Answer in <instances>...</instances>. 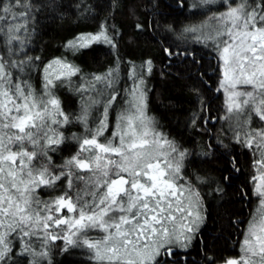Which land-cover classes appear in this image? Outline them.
<instances>
[{"label": "snow or ice", "instance_id": "6c2138e0", "mask_svg": "<svg viewBox=\"0 0 264 264\" xmlns=\"http://www.w3.org/2000/svg\"><path fill=\"white\" fill-rule=\"evenodd\" d=\"M45 6L43 0H0V264H52L57 241L61 252L83 250L88 264H164L197 238L204 198L192 183L197 178L184 171L188 152L146 116L144 76L152 62L139 72L132 67L123 108L119 77L109 71L76 85L79 112L66 113L58 91L72 87L80 69L62 58L40 67L39 57L29 55ZM195 7L210 15L184 31L211 45L221 73L215 91L226 95L233 140L258 155L253 194L260 207L244 232L241 255L225 264H264V0H198ZM93 43L115 47L103 25L67 47L76 52ZM37 71L39 91L31 83ZM73 125L80 134L66 136L63 130ZM73 142L77 150L61 156Z\"/></svg>", "mask_w": 264, "mask_h": 264}, {"label": "trees", "instance_id": "16d2710c", "mask_svg": "<svg viewBox=\"0 0 264 264\" xmlns=\"http://www.w3.org/2000/svg\"><path fill=\"white\" fill-rule=\"evenodd\" d=\"M43 2L46 6L37 19L29 52L31 57H39L37 63L40 67L55 57H69L80 69L77 76L87 75L88 78L100 75L112 67L118 71L122 86L129 79L131 67L145 64L146 60L152 62V71L148 74L147 102L158 121V129L188 152L185 172L191 177L207 179V184H197L196 187L207 197L209 220L206 229L213 234L207 237L204 254L198 246L194 245L193 249L198 251L196 254L202 261L205 256L207 261L220 259L229 252H226V238L232 235L233 255L237 258L242 228L238 219L252 207L245 206L243 192L248 191L246 174L255 173L252 156L241 149L240 144L231 143L228 123L211 125L209 122L207 127L202 123L208 114L210 120L218 118L224 109L223 95L215 91L218 87L215 59L208 57L209 46L181 35L185 28L201 23L207 16V10L197 7L195 12L188 11V5L193 3L195 6L198 0H181L183 7L178 6L177 0H53L51 6H48V0ZM85 4L88 9L82 10ZM102 25L114 38L115 47L93 43L80 49L78 57L68 54L71 50L67 45L74 37L98 31ZM166 47L174 48L177 53L187 50L191 55L178 54L171 59L165 54ZM31 83L36 90L40 89L42 77L39 71L34 73ZM62 103L66 113L75 114L80 106V97L76 94ZM63 131L66 136L70 132L80 134V127L73 125L70 131ZM214 143L223 152L231 144L235 152L216 154L217 157L213 158L209 154V144ZM76 150L73 142L60 155L67 157ZM230 156L234 157L236 168L241 171L233 186L226 182L228 174H236L231 167ZM218 188L222 191H216ZM41 198L48 197L41 193ZM229 198L230 203L220 204L221 200ZM229 219L234 221L232 228H229ZM51 259L52 264H81L72 254L62 253L54 247Z\"/></svg>", "mask_w": 264, "mask_h": 264}, {"label": "flooded vegetation", "instance_id": "af4514ba", "mask_svg": "<svg viewBox=\"0 0 264 264\" xmlns=\"http://www.w3.org/2000/svg\"><path fill=\"white\" fill-rule=\"evenodd\" d=\"M181 7H183V5L181 4ZM195 9L197 10V7H195L194 5L192 6V5H188V11L189 12H195ZM185 30V29H184ZM183 36H184V38L185 37H187V32H185V31H183ZM192 37V36H191ZM190 37V38H191ZM193 41H194V39L193 38H191ZM180 40V39H179ZM196 42V41H195ZM184 56V55H183ZM173 57V56H172ZM172 57H169V58H171L172 59ZM208 57L209 58H213V59H215V63H214V67H215V69L217 70V72H218V62H217V60H216V58H215V55L213 54V52L212 51H210V52H208ZM148 59V58H147ZM146 61H148V60H146ZM206 120H208V121H210V124L211 125H215L216 123H219V125H220V118L218 117H213V118H211V120H210V118H209V114L207 115V118H206ZM205 126L207 127V124L205 123ZM213 130V129H212ZM212 130H211V132H212ZM230 133H229V136H230V138H231V143H235V141L233 140V134H232V132L231 131H229ZM238 145V144H237ZM217 145L214 143V144H209V149H210V151H209V154H210V156H212L213 158L216 156L217 157V155L216 154H225L226 152L227 153H229V154H231L233 151H234V149H233V147H232V145L230 144V145H228V148H227V150L225 151V152H223L222 150H220V149H218L217 147H216ZM239 146V145H238ZM218 147L219 148H221V147H223V146H221V145H218ZM240 148L241 149H244V150H247L250 154H251V156H252V164L253 163H255V160L257 159V156H255V155H253V152L251 151V150H249V149H247V148H244L242 145H240ZM235 152V151H234ZM229 159L231 160V167H232V169L236 172V174L234 175H231V174H228L226 177H227V179H226V182H227V184L229 185V186H233L234 184H235V180L234 179H237V178H239L240 177V174H241V171H239V170H237V168H236V162H235V160H234V157L233 156H230L229 157ZM233 164H234V166H233ZM184 171H185V169H184ZM253 177H255V175L254 174H246V184H247V187H248V191H246V190H243V192H244V197H245V199H246V204H245V206L247 205V206H252V207H250V209L248 210V212L247 213H245V214H243V216H241L239 219H238V222H240V223H242V228H241V230H240V238H239V240H238V246H240L241 245V243H242V241H243V238H244V232H245V230H246V228H247V226H248V222H249V220L255 215V214H253V212L255 211V209H256V207H258V205H259V198L257 197V196H255L253 193H254V188H255V186H254V182H255V180H253ZM197 179H193L194 180V182H195V184L197 185V184H200L201 186L202 185H204V184H206L205 182H206V180L204 179V180H202L200 177H196ZM193 182V181H192ZM199 188V187H198ZM200 189V188H199ZM200 193H201V196L204 198L203 199V205H204V212H203V215H204V217H205V219H204V221H203V223L201 224V226H200V229H199V232H198V234H197V238L196 239H194L193 241H192V244H191V246H190V248L185 252L184 250H180V252H181V255H179V256H173L171 259H169V260H166L165 262H164V264H173V262H175V264L176 263H180V262H182V264H209V262L211 261V260H214L215 262H216V264H225V262L228 260V259H233V258H235L234 257V255H233V249H234V242H233V237H232V235H230V237H228V238H226V240H227V245H226V252L229 250V252H225L226 254L224 255V256H222L220 259H210V260H208L207 261V258H206V256L203 258L204 260L202 261V260H200L199 258H198V254H196V252H198V251H196V250H194L193 249V246L195 245V246H198L199 247V249L201 250V254H204L205 252H204V247H205V245H206V240H207V237H208V235H210V234H213V233H209V229L207 230L206 229V226H207V223H208V220H209V209H208V201H207V197H205V196H203V194H202V191H201V189H200ZM231 202V199L229 198V199H227V200H221L220 201V204H223V203H230ZM213 206H216V203L214 204H212ZM219 216V215H218ZM231 218V217H230ZM219 221H221V220H219ZM228 222H230V224L231 225H229V228H232V224L234 223V221H232L231 219H229V221ZM227 222V223H228ZM212 226H210V228H211ZM63 247V244L61 243V244H55V246H54V248L57 250L58 248H59V250L61 249ZM67 254H68V252H66ZM69 253H72L71 252V249L69 250ZM202 261V262H201Z\"/></svg>", "mask_w": 264, "mask_h": 264}, {"label": "rangeland", "instance_id": "374dc122", "mask_svg": "<svg viewBox=\"0 0 264 264\" xmlns=\"http://www.w3.org/2000/svg\"><path fill=\"white\" fill-rule=\"evenodd\" d=\"M192 6H193V3H192ZM206 15H210L209 13L208 14H206ZM206 20H207V16L204 18V20L201 22V23H199L198 25H200V24H202V23H204V22H206ZM197 25V24H196ZM196 25H192V26H196ZM99 31V30H98ZM98 31H93V32H84V33H80V34H78L77 36H79V35H81V34H86V33H93V34H95V33H97ZM76 36V37H77ZM192 36V37H191ZM76 37H74L73 39H75ZM193 38L194 39V36H193V34H191V33H187V37L186 38H189V40L191 39V38ZM72 39V40H73ZM194 41H195V39H194ZM210 48H211V45L209 44L208 45ZM211 51H212V49H211ZM71 52V53H70ZM68 54L71 56V57H73L74 58V56L76 55L77 57H78V55L80 54L79 53V51H76V52H73V51H68ZM57 58H62V59H66L68 62H70V63H72V64H74L75 66H76V64L75 63H73L72 61H71V58H64V57H62V56H59V57H55V58H53V59H51V60H49L48 62H50V61H52V60H54V59H57ZM47 64V63H46ZM141 65H144V63L143 64H141ZM141 65H134L135 66V68L137 69V72H139V70H140V67L139 66H141ZM218 69H219V66H218ZM109 71H115L116 72V74L118 75V71L116 70V69H113L112 67H110L108 70H106V71H104L103 72V74H100V75H91V76H89L88 78H87V75H79V76H74L73 78H72V80H73V86L72 87H65V88H62V89H60L59 91H58V95H59V97H60V99H61V101L62 102H64V101H66L67 99H71V98H74V96L77 94L75 91H74V87L76 86V85H78L79 83H81V81L82 80H84V79H86V80H88V79H90L91 77H93V76H104V75H106ZM131 71H132V67H131ZM129 73L131 74V72L129 71ZM129 74V75H130ZM128 77H130V76H128ZM218 84H219V81H220V79H221V73H220V71L218 70ZM148 74H146L145 76H144V81H145V83H144V90H145V92H146V116L148 117V118H150V120L152 121V124L154 125V127H155V129L158 131V132H160V133H162L163 134V136H165L168 140H170V141H172V139H170V138H168V136L166 135V134H164L162 131H160L159 129H158V121H157V119L155 118V117H153V114L151 113V111H150V108H149V105H148V102H147V99H148V96H147V84H148ZM119 81H121L120 80V78L118 79V81H117V87L118 88H120L121 89V96L120 97H118L117 98V104L120 106V108H123L124 107V105H125V102L128 100V90L131 88V86H132V84H133V81H132V79H126V81L124 82L125 84L124 85H122L121 86V84H120V82ZM97 87H99V85H97ZM37 91H39V90H37ZM222 93V95H223V99H224V109H223V112L221 113V114H219V118H220V124H226V123H228V127H229V129H231V127H230V125L233 123V119H228V118H226L229 114L227 113V111H226V95L223 93V92H221ZM62 107H63V103H62ZM80 107V106H79ZM64 109V108H63ZM77 112H79V108H78V110H77ZM76 112V113H77ZM252 126L253 127H255L256 125H254V124H257V121H256V118L255 117H253V120H252ZM80 132H81V129H80ZM231 132H232V129H231ZM232 134H233V132H232ZM174 142V141H173ZM177 145V144H176ZM178 147H180L179 145H177ZM181 148V147H180ZM255 156H257V159H258V155H255ZM187 165V162L185 161V166ZM252 168H253V170H254V175H255V177L256 176H258L260 173L258 172V170H257V166H256V164L255 163H253L252 164ZM193 183V182H192ZM206 184H207V179H206V182H205ZM258 183V181H255L254 182V186H256V184ZM194 184V183H193ZM195 186H196V184H194ZM198 190L200 191V189L198 188ZM201 194V193H200ZM45 199H47V198H45ZM260 207V205H258V207H256V209H255V211L253 212V214H257V210H258V208ZM92 235H96L95 233H93ZM57 244H61L62 242L61 241H57L56 242ZM71 252L72 253H69V251H68V254H72L73 256H75V258L77 259V260H79L80 261V263L81 264H88V260H87V255H86V253L83 251V250H80V249H71ZM62 253H66V252H62ZM241 255V253H240V251H239V256ZM239 256L237 257V258H239ZM233 259H236V258H233Z\"/></svg>", "mask_w": 264, "mask_h": 264}]
</instances>
